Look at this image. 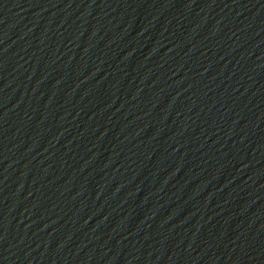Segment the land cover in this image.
<instances>
[{
    "label": "water",
    "instance_id": "obj_1",
    "mask_svg": "<svg viewBox=\"0 0 264 264\" xmlns=\"http://www.w3.org/2000/svg\"><path fill=\"white\" fill-rule=\"evenodd\" d=\"M0 264H264V0H0Z\"/></svg>",
    "mask_w": 264,
    "mask_h": 264
}]
</instances>
